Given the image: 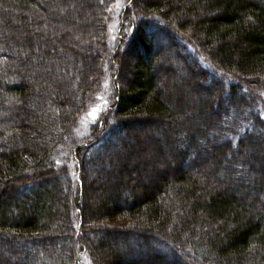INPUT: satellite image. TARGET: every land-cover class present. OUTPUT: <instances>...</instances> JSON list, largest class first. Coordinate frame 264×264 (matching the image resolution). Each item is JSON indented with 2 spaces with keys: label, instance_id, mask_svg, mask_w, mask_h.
Instances as JSON below:
<instances>
[{
  "label": "trees",
  "instance_id": "trees-1",
  "mask_svg": "<svg viewBox=\"0 0 264 264\" xmlns=\"http://www.w3.org/2000/svg\"><path fill=\"white\" fill-rule=\"evenodd\" d=\"M114 2L0 0V264H264V0Z\"/></svg>",
  "mask_w": 264,
  "mask_h": 264
},
{
  "label": "rangeland",
  "instance_id": "rangeland-1",
  "mask_svg": "<svg viewBox=\"0 0 264 264\" xmlns=\"http://www.w3.org/2000/svg\"><path fill=\"white\" fill-rule=\"evenodd\" d=\"M128 6V0H115V2H114V4H113V6H112V11H113V14H114V19H115V21H114V25L115 26H117V27H119V26H121L122 24H123V20L121 21V19H123L124 18V15H123V12H124V9L126 8ZM125 24L126 25H128L129 23H128V21H126L125 22ZM122 27V26H121ZM118 32H119V29H118ZM158 32V31H157ZM157 33H155V35H156ZM159 35V34H158ZM120 36V35H119ZM119 36H117V37H119ZM120 38V37H119ZM115 39H116V37H115ZM114 39V37H113V41H116ZM159 39V38H158ZM162 39V38H161ZM166 41V43H168V41L167 40H165V38H163L162 40H158V41H155L156 43H155V45L156 46H163V44H164V42ZM155 46V47H156ZM180 52H182L183 53V56L184 55H188V52L186 51V52H184L183 50L181 51L180 50ZM166 59H169V63H172L174 66H175V68H176V72H177V75L175 76L176 78H178V75H182L181 74V71H179V67H178V65L179 64H181V61L179 60V59H177L176 58V56H175V54L174 53H168L167 55H166V57L164 58V59H162V61H161V63L159 64V66H161V68L162 69H164V66H165V63H164V61L166 60ZM188 63H195V61L193 60V58H191V57H187V58H184ZM131 61V59L130 58H126V62H125V68L128 70V68L130 67L129 65H128V63ZM126 70V71H127ZM167 79H168V77H167ZM167 79H164L162 82H165V85L167 84V82L169 81V79H171L170 77H169V79H168V81H167ZM214 81V80H213ZM161 88H164L163 86L161 87ZM167 90V89H166ZM168 91V90H167ZM162 94L164 95V96H166V95H168V93L166 92V91H164V90H162ZM189 98H190V96H189ZM193 99L191 98V101H192ZM191 104V103H190ZM192 106H194V102H193V104H192ZM191 106V107H192ZM191 107H189L190 109H191ZM184 115L185 116H187V117H191V115H190V112L188 111V112H184ZM88 117L89 116H86V119H88ZM93 117H94V115H93ZM93 117H90V118H92V119H98L97 118V116H96V118H93ZM100 117V116H99ZM96 121V120H95ZM149 130H151L150 128L149 129H145V132L146 133H149ZM157 138V137H156ZM160 141H161V139H160ZM164 147H166V146H164ZM166 148H168V149H172V147H166ZM166 150V149H165ZM163 151H164V149H163ZM165 152V151H164ZM153 153V154H152ZM151 154L150 153H148L145 157H146V159L147 160H150L151 158H153L154 159V157H156L157 156V154L155 153V152H152ZM166 153V152H165ZM164 153V157L163 158H159V160H158V163H159V167L161 166V164L163 163V160L164 159H166V156H167V153L165 154ZM209 157H207V159H208ZM153 159H151V160H153ZM209 160V159H208ZM152 162V161H151ZM165 162V161H164ZM163 164H165V163H163ZM161 168V167H160ZM140 175H142L143 176V174H141V173H137V174H134V177H135V179L136 178H138ZM148 178H150V177H145L144 178V182L146 181V180H148ZM98 185H100L101 187H102V183L100 182V183H97ZM137 186H139V185H137ZM77 264H92L91 262H90V260H89V258H88V256L85 254V252H82L81 253V255L78 257V260H77Z\"/></svg>",
  "mask_w": 264,
  "mask_h": 264
}]
</instances>
